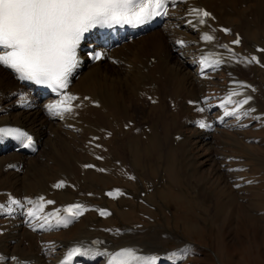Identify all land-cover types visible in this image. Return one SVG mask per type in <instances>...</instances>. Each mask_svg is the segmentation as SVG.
<instances>
[{
  "label": "bare ground",
  "instance_id": "6f19581e",
  "mask_svg": "<svg viewBox=\"0 0 264 264\" xmlns=\"http://www.w3.org/2000/svg\"><path fill=\"white\" fill-rule=\"evenodd\" d=\"M256 2L169 0L161 23L103 48L97 61H90V46L100 45L98 40L82 45L71 83L58 96H42L0 65V127L23 128L38 143L37 152L27 155L14 150L12 139L0 135V264H63L75 248L80 252L72 264H114V254L127 247L136 256L157 257L155 264H174L138 241L144 242L148 228L155 226L122 229L112 224L109 200L118 201L133 190L105 185L98 186L100 192L95 194L89 175L95 171L106 178V174L123 176L139 185L134 188L136 197L143 193L148 197L158 194L165 182L162 176L149 179L142 173L151 158L163 154L173 159L181 174L192 175L196 158L191 137L183 129L194 132L197 144L209 146L218 129H240L247 125L241 120L251 114L249 124L263 123L264 83L257 80V71L264 69V7L252 8ZM247 7L251 8L245 11ZM193 9L210 14L198 15ZM237 34L239 42L233 43ZM205 35L212 39L205 40ZM221 72L227 78L222 94L205 95L209 81ZM67 96L76 98L70 101L71 112H49V105ZM252 104L257 108L251 109ZM200 121L206 127L201 128ZM61 183L62 187H55ZM195 187L192 193L201 197L202 186ZM205 195L211 196L208 191ZM96 197L103 203H95ZM74 205L81 206V214L72 217L64 210ZM90 210L96 215L87 218L73 238L53 245L44 240L48 234L63 233L66 227L58 225V219L77 224ZM30 211L36 214L30 216ZM164 251L176 250L163 246L158 250Z\"/></svg>",
  "mask_w": 264,
  "mask_h": 264
},
{
  "label": "rangeland",
  "instance_id": "374dc122",
  "mask_svg": "<svg viewBox=\"0 0 264 264\" xmlns=\"http://www.w3.org/2000/svg\"><path fill=\"white\" fill-rule=\"evenodd\" d=\"M256 6L264 7V0L251 4L252 8ZM261 36L264 37V30ZM257 73V80L264 83V69L259 68ZM226 83V73L214 75L205 88V95L218 97ZM251 101L249 103L254 102ZM252 105L251 109L256 106ZM251 116L241 120L247 125L240 129L232 126L218 129L209 146L197 144L194 132L183 129L191 137V151L196 158L190 177L181 174L173 159L163 154L154 158L155 161L151 158L141 168L142 173L149 174V179L162 176L165 182L158 194L144 197L143 193L138 198L133 193L139 185L130 184L131 179L111 174H106L109 177L106 178L93 171L89 180L95 194L105 185L109 189L133 190L118 201L109 200L114 211L112 224L122 229L155 226V229L148 228L150 233L144 242L138 241L164 260H174V264H264V120L249 124ZM195 186H202L201 197L192 193V189H197ZM206 191L211 194L209 198ZM147 192L150 193L148 189ZM96 199L95 203H103L101 197ZM95 215L96 212L90 210L78 225H68L61 229L63 233L48 234L44 240L53 245L61 239L73 238L83 229L84 221ZM161 246L169 251L176 250L172 253L179 251L176 258L171 257V252H158ZM8 247L14 249L12 244Z\"/></svg>",
  "mask_w": 264,
  "mask_h": 264
},
{
  "label": "snow or ice",
  "instance_id": "6c2138e0",
  "mask_svg": "<svg viewBox=\"0 0 264 264\" xmlns=\"http://www.w3.org/2000/svg\"><path fill=\"white\" fill-rule=\"evenodd\" d=\"M166 5L167 0H0V65L11 69L21 80L46 84L53 90L64 89L77 65V47L85 33L96 26L142 24L154 16L166 15ZM193 12L205 17L209 15L203 10L193 9ZM200 23L204 20L201 19ZM204 39L211 40L212 37L205 35ZM74 99L67 96L49 105V112L61 115L71 112L70 101ZM199 125L206 127L203 121ZM0 135L26 138L29 145L32 142V137L19 129L0 128ZM55 187H62V183ZM40 200L43 201V198ZM12 203L19 202L13 200ZM47 203L52 204L53 201ZM39 209H43V203ZM64 211L72 217L79 216L81 206H70ZM35 214L34 211L29 212L30 216ZM70 222L67 218L57 220L58 225L65 227ZM79 252V248L72 249L69 256ZM115 255L125 258L121 264H128L129 261L155 264L157 259L136 256L133 249H122ZM175 256L176 253L171 254V257Z\"/></svg>",
  "mask_w": 264,
  "mask_h": 264
}]
</instances>
